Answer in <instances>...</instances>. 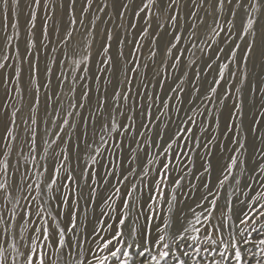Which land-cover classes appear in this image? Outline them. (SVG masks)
Returning a JSON list of instances; mask_svg holds the SVG:
<instances>
[{
    "label": "rangeland",
    "instance_id": "rangeland-1",
    "mask_svg": "<svg viewBox=\"0 0 264 264\" xmlns=\"http://www.w3.org/2000/svg\"><path fill=\"white\" fill-rule=\"evenodd\" d=\"M68 2L69 0H41L33 36L27 33V9L20 16L18 29L9 27L5 33L3 24L0 23V60L6 54L2 47L5 35L15 36L16 32H19V39H14L12 47L7 50L10 60L4 69H0V138L6 135L4 126L10 125L11 112L14 107L21 108V111L17 113L14 131L17 139L14 141L9 139L6 142L0 139V153H8L9 161L7 175L0 172V182L7 180L9 184L7 191L11 193V197L6 200L4 191L0 190V216L3 217V221H0V250L4 253L6 264H11L14 255L17 264H24L23 254L27 253L26 246H30L33 242L37 245L38 251L42 250L47 253L46 259H52L59 252L63 260L70 261L71 264H75L77 260H83L84 264H97V261L104 257L108 258L104 264H120V260L111 256V252L116 251L117 248L131 254L130 264H140L141 256L145 253L150 255V260L153 256L159 258L161 252H168L169 255L161 259L160 264H179L181 260L184 264H264V243H261L264 241V207H262L264 206V172H261L259 167L264 166V151H261L264 149V141L260 139V136L264 135V118L259 115V112L264 111L260 93L261 77L264 76V72L261 71L258 61L250 58L249 78L242 89L244 128L241 132L247 135L246 147L243 150L233 152L232 148L237 146L230 142L232 134L226 133V124L229 122L228 109L232 107V100L227 102L228 108L221 113L219 111L221 105L217 100L209 103L204 100L203 95L196 98L194 103L189 99L190 96L196 97V93L192 90L193 86H199L201 92H205L212 84L213 77L216 76V65L227 62L225 56L232 44L222 42L227 32L214 36L213 29L216 28L217 22L221 27L228 28L229 25L225 21H232L235 24L232 34L235 36L239 33L245 16L251 15L258 21L255 27L264 29V0H259L261 5L259 12L251 11V0H245L247 13L244 8L235 7L237 0H232L231 4L225 0L223 14L217 11V0H195V5L193 0H177V3L167 13L161 11L163 5L161 0H157L155 5L150 9H145V12H141L138 17L135 13L144 3H147V0H131V2L118 0V6L128 4L127 10L119 8V12L123 13L122 18L113 8V0H94L93 7L84 17V26L78 23L73 31L74 41L80 45L75 50L73 42L70 41L67 46L63 44L64 32L70 20ZM103 3H107L109 7L103 12L98 11V7ZM46 4L47 12L44 10ZM82 7H84V0H77L75 16L78 21L81 18ZM230 11L236 12L234 18L230 15ZM148 12L151 18L145 14ZM190 12H195V17L190 16ZM12 15L10 11L9 24L12 22ZM173 15L176 16L175 26L170 19ZM45 16L51 19L45 21ZM91 20H95V30L89 26ZM45 22L49 30V41L47 42L41 37L42 25ZM192 25L195 27L193 28ZM56 28H59V36L55 34ZM144 30H147L148 35L141 40L140 36L143 35ZM109 31L114 37L110 54L116 58L121 47L118 40H124L122 49L129 68L133 66L131 54L135 51L134 44L141 45L139 51L135 53V59L141 65L138 70L139 74L129 73V79L132 80L129 101L126 106L121 101L125 116L117 114L120 110L113 113L117 122L123 124L125 128L131 123L126 117L135 116V130L124 132L122 129L114 130L109 127L102 132L101 124L108 122L107 112L100 113L95 110L97 96L93 91L91 104L75 109L73 117L69 119V126L64 128L63 133H58V127L62 126L61 120H55L54 127L53 117L45 116V95L53 96L55 93L60 96L64 105V108L60 110L61 118H63L68 104L74 102L70 100L71 93L69 92L73 76L79 78L76 82V101H79L82 87L87 86L94 90L97 85L93 83L91 76L92 73L98 71L97 52ZM192 33L195 35L190 41L189 37ZM174 35L182 36V43L178 47L186 50L185 56L181 58L179 70L172 67V59H166L163 55L164 46L172 40ZM30 39H35L37 45L36 49L32 50L33 56L26 54L28 51L26 43ZM213 40L216 43H213ZM153 41H155L154 45ZM88 42L92 44L90 49L92 62L76 68L73 62L81 59ZM42 43H46L47 46L41 47ZM191 43L196 44L195 49L191 48ZM233 43H240L243 49V43L239 39L234 40ZM17 47H19V56L14 50ZM52 48H56L57 51L52 52ZM150 48L157 52L156 57H150ZM218 48H224V53L218 52ZM201 49L204 51L202 52ZM65 51L69 54L67 58L63 56ZM193 52L195 55H191ZM216 56L220 59L215 60ZM240 56L241 52L238 51L237 62L229 65L230 69L236 71V80L229 81L233 85L232 99L240 95L234 91L235 87L240 86L239 81L243 70V65L239 63ZM191 60H195L196 63L186 67ZM209 63L212 64L211 69L207 67ZM30 64L38 65L41 84L46 83V67L52 69L51 84L40 90L41 105L36 115L37 125L35 126L31 125L29 120L31 115L29 105L32 103V96L25 95L23 101L17 98L15 89L18 84L13 74L15 68L22 69L19 87L24 88L28 81ZM145 64L148 65L146 70L143 68ZM84 68H87V72L82 70ZM62 72L67 77L63 81L61 80ZM197 72L200 73L198 81L195 79ZM185 73H187L186 79H184ZM158 74H163L167 79H160ZM86 75L89 77L87 80L83 79ZM225 75L227 79V73ZM120 79L122 80L123 77L121 76ZM180 79H184L183 87L186 89L181 93L184 99L183 104L177 103L175 95L169 90ZM101 81L99 85L101 95H103V89L107 88V98L111 103L113 86L107 84L106 75L101 76ZM60 83H63L62 91L57 87ZM158 83L164 84L162 91L156 87ZM142 85H147V89ZM252 85L256 86L255 92L252 91ZM119 90L122 94H128L123 88ZM223 90L224 83L221 82L218 92L222 93ZM169 95L174 97L172 101L166 99ZM156 96L160 99L151 106V111L152 116L159 117V120H146L140 113L150 106L147 98ZM160 101L169 103L170 108L167 110V115L172 117L171 120L160 116V112L165 111ZM201 101L203 104H208L207 112L220 117L219 133L216 134V140L205 148L203 145L208 141L207 134L202 136L200 131L190 128V132L195 134L202 146L194 148L188 132L183 134V139L178 140L181 149H184L186 143L188 145L183 154L176 151V145H173L172 152L168 154L169 159L175 153L184 163L173 160L177 171L165 177L161 189L164 195L161 197L160 194L152 191V180L158 178V171L163 172L160 165L165 156V153L161 151L165 145L157 139L156 131H164L163 124H168L169 127L164 135V141H167L169 136L177 131L178 126L181 130L186 126L182 124V121H185V113L190 107H195L200 112L205 111ZM5 104L7 108L3 107ZM57 107V103H51L48 108L49 113ZM177 110H179V115L176 114ZM44 120H48L47 125L42 122ZM196 120L199 124L205 121V117L197 116ZM254 120H261L255 133L250 131ZM25 121L29 122L25 124ZM141 123L148 127L141 128ZM234 123L239 125L240 118H237ZM205 126H209L208 122ZM32 128H35L37 136L34 152H31L29 147ZM211 128L215 131V125H211ZM137 131L143 135H135ZM56 134H59L61 139L53 143ZM102 135L104 136L103 142L100 140ZM132 136H135V143L131 139ZM148 138H151L157 146L146 144L145 140ZM250 138H252V147L248 144ZM44 140L48 141V145L42 143ZM137 143L139 149H137ZM45 147L48 148L46 154ZM97 148L100 150L99 155L96 152ZM145 152L148 154L147 158H145ZM65 154L68 156L67 160L63 159ZM206 155L212 166L210 173H204L202 167L204 164L202 158ZM231 155H238L242 163L228 173V179L224 180L221 186L220 180L223 176L220 170L226 162H229L228 157ZM131 156H136L138 162L144 163L148 176H144L139 167L126 162ZM92 157H95L98 163L93 164ZM3 160L4 155L0 154V162ZM148 160L154 163L148 164ZM190 160L195 161L194 167L190 166ZM218 160L221 162L219 168L216 166ZM61 164L64 167L59 177H56L54 169L60 167ZM42 165L47 166V172L44 171ZM129 168L136 173L135 176L129 173ZM65 169L71 170L74 181L65 178L67 175ZM82 172L89 174L87 182L81 178ZM38 173L39 180L37 179ZM108 173L115 175H108ZM180 174H183L185 178L181 180V187L175 193L177 200L172 201L171 189L175 187L172 180L179 178ZM124 175L129 176L128 181L121 179ZM196 176L200 179H196ZM22 177L23 185L20 184ZM50 177L56 179L52 193L55 199H49L47 193ZM104 180L108 181L107 185L103 183ZM37 182L41 189L39 197L36 196ZM205 183L211 190V195H207L206 198H204L206 189L203 187ZM29 184L32 186L30 192ZM131 184H135L143 192V197L138 200L137 207L133 210L129 220L124 225H120L119 220L122 218L123 211L121 202L125 199V192L130 191ZM117 187L121 190L118 196L115 194ZM150 191L156 198L155 203L149 200L148 192ZM90 192H92L91 197H89ZM79 193L83 194L82 198L78 196ZM138 195V193H133L134 197ZM65 199L68 202L67 205L63 203ZM212 200L217 201L216 209L212 208L210 203ZM17 201L18 204H16ZM13 204H16L14 213ZM149 204L152 205L151 208L148 207ZM170 204L172 205L171 211H169ZM186 205L191 207L193 219L186 229L182 226L177 228L175 227L176 218L179 216L184 220L187 213ZM41 208L44 210L42 215H36L35 213ZM29 211L33 213L31 217L26 214ZM70 212L75 213L76 228L73 231H65L66 248L63 250L59 249L58 235L50 234L46 241L42 235L32 230L48 227L49 233H52L55 228L52 217H56L61 222V227H71L68 223ZM21 216L23 220L20 219ZM136 216H139L135 222L137 230L133 232L130 221ZM45 219L48 220L47 225L44 223ZM164 222H167V226ZM5 228L8 230L7 236L3 233ZM56 232L58 233V229ZM13 237L20 254L12 250ZM109 239H112V244L109 245L110 251L104 248V244ZM49 244H52V247H48ZM237 251L240 253L239 260L236 258ZM117 255L121 259L127 258L121 253ZM153 263L156 264L155 261Z\"/></svg>",
    "mask_w": 264,
    "mask_h": 264
},
{
    "label": "snow or ice",
    "instance_id": "snow-or-ice-1",
    "mask_svg": "<svg viewBox=\"0 0 264 264\" xmlns=\"http://www.w3.org/2000/svg\"><path fill=\"white\" fill-rule=\"evenodd\" d=\"M94 0H84V7L81 8V18L79 21L77 20L75 16V5L77 3V0H69L68 2V14L70 16L69 25L68 28L65 29L64 37H63V44L67 46L69 42H73L74 50L78 49L80 47L79 43L74 41L73 31L75 29V26L79 23L81 26H84V17L87 16L89 10L93 7ZM131 2V0H129ZM11 3V8H10ZM157 3V0H147V3H144L142 7L139 8V11L135 13V16H139L141 12H145V9H150L153 5ZM177 3V0H161V4L163 7L161 8V11L164 13L169 12L172 9V6ZM228 3L231 4L232 0H228ZM193 4L195 5V0H193ZM202 6V5H200ZM211 6V3H210ZM61 7H63V4H61ZM109 5L107 3H103L101 6L98 7V11L103 12L104 9L108 8ZM236 8H244V11L247 13L248 8L245 7V0H237V3L235 5ZM41 8V0H0V23L3 24V29L5 33L7 32V29L9 27H12L13 29H18L20 26V16L24 13L25 9H27V33L29 36L34 35V29L36 28V21H37V10ZM47 4L44 6L45 12H47ZM113 8L117 11L119 16L122 18L123 13L119 12V8H123L127 10L128 4H121L118 6V0H113ZM261 8L259 0H251V11L253 12H259ZM225 10V0H217V11L221 14L224 13ZM10 11L13 13L12 15V22L9 24V13ZM146 15L151 18L150 12L145 13ZM159 15V13H158ZM190 16L195 17V12H190ZM230 15L234 18L236 16L235 11H230ZM48 19H51V17L45 16V21ZM96 19H99V17H96ZM173 26H175L176 22V16L173 15L170 17ZM257 19H254L251 15H246L244 18V21H242V27L239 31V33L235 36L232 34L233 28H235V24L232 21H225L229 25L228 28L221 27L219 23L217 22L216 28L213 29L214 36H219L220 33L227 32V35L223 38L224 44H232V47L228 49V52L225 56V60L227 62H224L222 64L216 65V76L213 77L212 84L209 85L208 89L205 92H201V88L199 86H193V92L196 93V97H189L190 100L193 101L199 96L203 95L204 100H207L209 103H211L213 100H217L219 104L221 105L219 111L222 113L224 109L228 108V101L232 100V107L229 110V122L226 124V133H231V144L236 145L237 147L232 148L233 152H237L238 150H243L246 147L247 142V135L242 134L241 129L244 128L243 124V116H244V101H243V92L242 89L244 87V84L248 81L249 78V69L248 64L250 61V58L258 61V65L262 72H264V29H260L255 27L257 25ZM203 23V21H201ZM147 24V22H146ZM89 26L92 30H95L96 23L95 20L89 21ZM131 27H135V25H131ZM150 27V25H148ZM194 28L195 25H192ZM55 34L59 36V28H56ZM87 31V30H86ZM90 34V33H89ZM148 35L147 30L143 31V35L140 36V39L143 40ZM195 33H192L189 37L190 41L191 38L194 37ZM42 40L47 42L49 41V30H48V24L47 22L43 23L42 25V32H41ZM14 39H19V32H16L15 36L12 35H5L4 43L2 45L3 49L5 50V55H3L2 60H0V69H4L6 67L7 62L10 60V56L7 54V50L12 47V41ZM114 39L112 33L109 31L106 33L104 42L101 46V48L97 52L98 62H97V72L92 73V80L97 87L93 90L92 88H89L87 86L82 87L81 94L79 101H76L75 93H76V82L78 77L73 76L71 86L69 88V92L71 93L70 100L74 102H70L68 104L67 109L64 112V117L61 118L60 110L64 108L63 102L60 99L59 95H56L53 93V96L45 95L44 99V112L45 116H52L53 120V126L55 127V120L60 119L62 126L58 127V133H63L64 128L69 126V119L73 117L74 111L77 108H84L86 105L91 104V93L95 91L96 93V111L100 113L107 112L108 122L101 124V131H105L109 127L114 130L122 129L124 132H131L135 130V116H128L126 119L130 121L129 126L127 128L124 127L123 124H120L117 122L115 116L113 115L114 112L118 111V115L125 116L124 111L122 110V104L121 101L124 102V105H127V102L129 101V94L131 93V85L132 80L129 79V73L133 74H139L138 70L141 68V65L138 60L135 59V53L139 51L141 45L134 44L135 51L131 54V58L133 59V66L128 67L127 62L124 57L122 46L124 44V40H118V44L121 46L118 50L116 58H114L110 54L111 50V42ZM239 39L243 43V49H241L240 43H233L234 40ZM182 43V36L181 35H174L172 37V40L169 41L168 44L164 46L163 55L166 59H172L173 64L172 67L176 70H179V66L181 65V58L185 56L186 50H181L178 45ZM213 43H216L215 40H213ZM155 44V41H153V45ZM46 43H42L41 47H46ZM37 47L36 40L30 39L26 43V49L28 56H33L34 53L32 50H35ZM92 47L91 42H88L86 45V49L84 54L82 55L80 60L74 61V65L76 68H81V65H87L92 62V53L90 51ZM191 48L195 49L196 44L191 43ZM16 51L17 56H19V47L14 49ZM175 50V51H174ZM52 52H56V48L51 49ZM203 52L204 50L201 49ZM218 52L224 53V48H218ZM241 52L239 63L243 65V70L241 71L240 81L238 87H235L234 91L240 95H238L235 99H232V91H233V85L232 83H229V81H235L236 80V71L230 69L229 65L235 64L237 62V52ZM68 52L65 51L63 53L64 58L68 57ZM149 55L151 58L156 57L157 52L152 50L150 48ZM191 55H195V53H191ZM230 57V59H229ZM38 59V57H37ZM220 57L216 56L215 60H219ZM55 63V61L53 60ZM196 63L195 60L189 61V63L186 65V67H190L191 65H194ZM119 65V66H118ZM207 67L211 69L212 64H207ZM143 68L146 70L148 68V65H143ZM85 72H87V68L82 69ZM21 72L22 69L17 67L14 69V76L16 78V82L18 84L17 88L15 89L17 98L21 101L24 100L25 95H31L32 96V103L29 105V112H30V123L31 125L35 126L37 125V119L36 115L40 109L41 105V98H40V90L41 88L48 87L51 84V74L52 69L47 68L45 69V75H46V83L41 84L39 81V68L36 64H30L29 70H28V81L24 88L19 87V82L21 80ZM227 73V79L226 74ZM146 74V73H145ZM106 75L107 76V84L113 86L112 90V99L111 103H109V100L107 98V88L103 89V95H101V88L99 85L102 83L101 76ZM160 75V79L166 80L167 77H165L163 74ZM123 77L121 80L120 77ZM89 77L86 75L83 77V79L87 80ZM187 78V73L184 74V79ZM7 80V78H5ZM67 77L64 76L63 72L61 73V80H65ZM184 79H180L178 83H176L173 87H171L169 90L175 95L176 102L183 104L184 99L181 93L185 92L186 89L183 87L184 85ZM195 79L198 81L200 79V73L197 72ZM115 80V83H114ZM221 82L224 83V90L222 93L218 92V89L221 85ZM261 88L260 93L262 97V107H264V76L261 77ZM145 89H147V85H142ZM61 91L63 90V83H60L57 86ZM161 91L164 88V84L158 83L156 85ZM120 88L124 89L125 93L128 94H122V92L119 90ZM252 91H256V86L252 85ZM54 97V100H53ZM149 100V107L144 108V111L140 113V115L146 119V120H152L157 119L159 120V117H153L151 106L155 104L156 100H159L160 98L158 96L156 97H148ZM168 101H172L174 97L172 95H169L166 97ZM51 103H57L58 107L53 109L51 113H49L48 108L51 106ZM201 104L205 108L204 112L198 111L195 107H190L188 109V112L185 113V121H182V124H185L181 130V128L178 126V129L176 132H173L171 136H169L167 141H164V135L166 134V130L168 129V124H163L164 131L157 130L156 131V137L158 140L162 141L165 145L161 149L165 153L164 161L161 162L160 167L163 168V172H157L156 179L152 180V191L160 194L161 197H163V192L161 191L162 186L164 184L165 177H168L171 175V173H174L177 171V169L173 165V160L179 161L181 164L184 163L180 159V156L175 155V153L172 154V158L169 159L168 154L172 152L173 145H176V151L181 152L183 154V151L188 148L187 143L184 145V149H181L178 145V140L184 138V133L188 132L190 135V139L192 140L193 147L194 148H200L201 141L198 140L193 132H190V128L196 129L197 131L201 132V135L207 134L208 141L205 142L203 145L205 148L208 147V144L211 142H214L216 140V134L219 133L220 128V117L214 114H211L207 112L208 104H203V101H201ZM161 107L165 111L160 112V116H165L168 120H171L172 117L167 115V110L170 108L169 103H165L164 101H160ZM3 107L7 108V104L3 105ZM143 107V105H141ZM91 111V109H89ZM130 111H133V109H129ZM21 111V108L14 107V110L11 112V120L10 125H5L4 130L6 135L2 139L3 141H7L9 139L16 140L17 137L14 135L15 131V125H16V117L17 113ZM190 113V114H189ZM177 115H179V110H177ZM259 115L264 118V111L259 112ZM197 116H204L205 121H201L199 124H197L196 117ZM237 118H240L239 125H236L234 121L237 120ZM29 121H25L24 123L27 124ZM45 125L48 124V120L42 121ZM208 122L209 126L206 127L205 123ZM161 123H163L161 121ZM261 124V120H254L252 122V127L250 129L251 132L255 133L257 131V126ZM211 125H215V131L212 130ZM141 128H146L148 125H145L141 123ZM45 132L47 134V128L45 129ZM135 135L142 136L143 133L141 132H135ZM227 138V136H225ZM61 137L59 134L55 135V140L52 142L55 143L57 140H60ZM131 139L135 143V136H132ZM261 141H264V135L260 136ZM100 140L104 141V136L102 135L100 137ZM243 141V142H242ZM44 145H48V141L44 140L42 141ZM145 143L148 145H151L153 147H156L157 145L155 142L148 138L145 140ZM36 144H37V136H36V130L35 128H32L31 130V136H30V151L34 152L36 150ZM137 149H139V144L137 143ZM227 150V149H226ZM48 148H44L45 154L47 153ZM261 151H264V149H261ZM97 155H99V148L96 149ZM4 155V160L0 162V172H2L5 176L8 173L9 170V161H8V153H0ZM147 153L145 152V158H147ZM47 157L45 156V159ZM64 160L68 159V156L65 154L63 156ZM204 161V164L202 165L204 169V173H210L211 172V163L208 160V156L202 158ZM228 161L226 162L220 170V174L223 176V179L220 180V185L223 186L224 180L228 179V173L231 172L234 168L238 167L242 162L239 159L238 155H231L228 157ZM128 164L137 166L140 169V172L143 173L144 176H148V171L144 165L143 162H138L136 156H131L127 161ZM92 163L96 164L98 161L95 157H92ZM148 164L154 163L152 160L147 161ZM189 164L191 167L195 166V161L190 160ZM64 167L63 164L60 165V167L54 169V175L56 177H59L61 169ZM260 171L264 172V166H259ZM42 168L45 172H47V166L42 165ZM67 172L66 179L69 181H74V176L71 174L70 169H65ZM129 173L131 175L135 176L136 173L132 172V169L129 168ZM191 174V173H189ZM108 175H115L114 173H108ZM89 174L82 172L81 178L84 179L86 182L88 180ZM184 175L180 174L179 178L173 179L172 183L175 185L171 189L173 195L171 197L172 201L177 200V196L175 195L177 189L181 187V180L184 179ZM196 179H200L199 176L195 177ZM37 179L39 180V173L37 174ZM124 181L129 180L128 175L122 176ZM207 179V177L205 178ZM24 180L23 177L21 178L20 184L23 185ZM103 183L105 185L108 184L107 180H104ZM56 185V179H53L50 177V183L47 184V193L49 195V199H55L56 197L52 195L53 193V186ZM31 185H28L29 192L31 191ZM206 189V194L211 195V190L208 189L207 183L203 185ZM9 188V184L7 180L4 182H0V190L4 191L5 199L7 200L9 197H11V193L7 191ZM94 191V190H93ZM120 188H115V194L118 196L120 193ZM152 191L148 192L149 200H151L153 203H155V197L152 196ZM133 193H138V197H134ZM41 194L40 184L37 182L36 184V196L39 197ZM78 196L82 198L83 194L79 193ZM92 196V192L89 193V197ZM143 192L140 191L135 184H131L130 191L125 192V199L121 202V208H122V218L119 220L120 225H124L126 221L129 220V217L133 214V210L137 207V202L139 199H142ZM35 199V198H34ZM167 202V201H166ZM63 203L67 205V200H63ZM212 208L216 209L217 201L212 200L210 201ZM18 204V201L16 202ZM16 204H13L12 211L13 213L16 210ZM131 205V207H130ZM149 208L152 207L151 204L148 205ZM264 207V206H262ZM172 210V205H169V211ZM43 208L40 209L39 212L35 213L36 215H42ZM29 217L33 215L32 212L26 213ZM15 218V217H13ZM21 220H23V216L20 217ZM139 219V216H136L133 220L130 221L132 224V231L135 232L137 229L135 227L136 220ZM52 220L55 222V228L53 229L52 233H49L48 227L43 228H34L32 229L34 232L40 234L43 236V238L47 241L49 239V235L56 236L58 235V245L59 249L63 250L66 248V241H65V231H73L76 228V216L74 212L69 213V221L68 223L71 225V227H61V222L56 219V217H52ZM0 221H3V217L0 216ZM31 221H29L30 223ZM44 223L47 225L48 220L45 219ZM165 226H167V222H164ZM58 229V233L56 230ZM23 231V229H22ZM93 232H95V229H93ZM3 233L5 236L8 235V230L5 228L3 230ZM116 238V237H114ZM163 237H161L162 239ZM261 243H264V241H261ZM112 244V239H109L105 244L104 248L109 250V245ZM48 247H52V244L47 245ZM12 250L14 253L20 254L19 250L17 248L15 238L13 237V242L11 244ZM27 247V253L23 254L25 256L24 264H71L70 261H65L62 258V255L58 252L52 259H46L47 253L37 250V245L33 242L30 246ZM131 247V246H129ZM167 247V245H165ZM117 253H121L124 257H127L126 259H121L120 256L117 255ZM71 255V253H69ZM169 255L168 252H161L159 258L153 256L152 260L156 262V264H160V260L164 259ZM111 256L115 257L117 260H120V264H130L131 261V254L129 252H122V249L117 248L116 251L111 252ZM237 260L240 259V253L237 251L236 253ZM107 257H104L101 260L97 261V264H104L105 260H107ZM0 264H6V258L4 256V253L2 250H0ZM11 264H17L15 255L12 257ZM75 264H84L83 260H77ZM179 264H184V261L181 260Z\"/></svg>",
    "mask_w": 264,
    "mask_h": 264
},
{
    "label": "bare ground",
    "instance_id": "bare-ground-1",
    "mask_svg": "<svg viewBox=\"0 0 264 264\" xmlns=\"http://www.w3.org/2000/svg\"><path fill=\"white\" fill-rule=\"evenodd\" d=\"M248 144L250 145V147H252V145H253L252 138H250L248 140ZM220 163L221 162L219 160L216 162L217 168L220 167ZM185 207H186L187 213L185 214L184 220H182L179 216L176 218L177 225H175V227H177V228H180L182 226V228H185L186 229L187 226L190 225V223H191V221L193 219L192 214H191V211H190V208L191 207L189 205H186ZM149 257H150L149 254H146V253L143 254L141 256L140 264H154L153 261L149 259Z\"/></svg>",
    "mask_w": 264,
    "mask_h": 264
}]
</instances>
